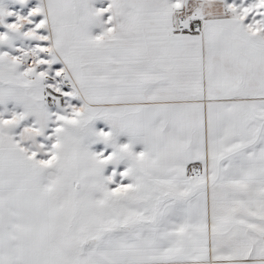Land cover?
Returning <instances> with one entry per match:
<instances>
[{"label": "snow or ice", "instance_id": "obj_1", "mask_svg": "<svg viewBox=\"0 0 264 264\" xmlns=\"http://www.w3.org/2000/svg\"><path fill=\"white\" fill-rule=\"evenodd\" d=\"M0 264H264V0H0Z\"/></svg>", "mask_w": 264, "mask_h": 264}]
</instances>
